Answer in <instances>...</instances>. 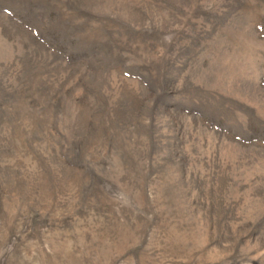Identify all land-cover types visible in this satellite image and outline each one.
<instances>
[{"label":"rangeland","instance_id":"obj_1","mask_svg":"<svg viewBox=\"0 0 264 264\" xmlns=\"http://www.w3.org/2000/svg\"><path fill=\"white\" fill-rule=\"evenodd\" d=\"M0 264H264V0H0Z\"/></svg>","mask_w":264,"mask_h":264}]
</instances>
